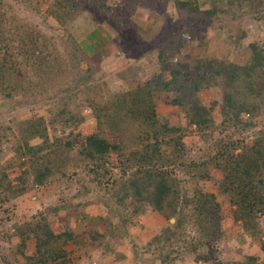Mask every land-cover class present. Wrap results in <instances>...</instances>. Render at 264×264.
<instances>
[{
	"label": "rangeland",
	"instance_id": "374dc122",
	"mask_svg": "<svg viewBox=\"0 0 264 264\" xmlns=\"http://www.w3.org/2000/svg\"><path fill=\"white\" fill-rule=\"evenodd\" d=\"M0 1V18L7 20L10 27L20 29L16 40L13 41L15 31L10 35V44H6L11 46L13 41L12 51L17 52L18 48L25 49L20 42L23 38L29 53V60L12 58L11 51L0 43V61L5 67L14 64L7 81L10 83L16 74L19 81L31 85L26 91L17 90L9 95L8 90L2 91L0 84V264H31L30 259L39 254L38 245L43 247L46 240L44 235L39 239L35 235L47 226L56 233L73 235L72 240L63 237L61 241H49L44 245L46 249L66 251V256L55 264L59 261L68 264H161L155 254L157 246L152 250L149 244L176 220L166 221L148 203H139L137 198L127 197L122 190V185L137 170L124 168L123 162L131 157L129 151L141 148V143L129 142L126 157L111 153L99 165L87 166L81 161L69 163L44 186L33 184L31 177L26 178L24 194L9 196L6 200L5 187H23L21 177L31 172L25 158L20 159L16 154L20 146L24 149L26 145L18 129L28 120L42 118L53 140L59 139L63 144L72 141L73 145H78L84 143L87 136L99 132L93 107L78 96L87 85L112 95L170 81L177 69L184 72L203 64L220 69L221 63L231 68L244 67L251 59V44H257L264 52V0L241 4L229 3V0H63L65 6L67 4L65 11H71L68 13L71 19H66L64 13L63 18L62 15L57 17L60 15L54 7L57 0ZM182 1L198 7L200 12L182 11ZM207 11L215 16L205 14ZM3 25L6 26V22ZM30 58L55 65L46 88L41 83L43 78H39V63ZM14 61L18 63L20 75L16 73ZM85 74L89 75V82L85 81L88 78ZM208 74L209 77L213 75L211 71ZM213 78H216L213 85L201 90L199 97L212 108L217 128L208 125L200 128L193 124L191 104L182 100L181 93L157 92L148 101L150 104L145 105L144 118L125 122L123 134L134 133L136 139L146 138V124L151 121L177 126L180 128L177 137L185 145L186 157L207 165L208 177L199 186L204 192L216 195L221 205V238L212 242V248H203L200 254L182 248V260L173 264H197L195 259L204 251L219 260L226 259L227 264L244 261V255L262 256L264 262L261 248V244L264 245V213L259 216L262 230L257 242L244 233L240 222L235 221L231 196L224 192L226 173L217 166L216 158L215 164L212 163L219 140H223L222 144L236 145V154L264 143V105L260 102L261 109L255 116L243 112L239 120L235 121L232 116L228 122L224 108L225 81L216 75ZM244 79L236 84L241 85V101L247 104ZM73 97H78L79 102L73 101ZM69 102L76 103L73 110L80 119L76 125H67V116L62 115L65 110L72 111ZM152 112L155 116L150 117ZM106 116L112 119L111 114ZM113 124L105 122L104 127L114 133ZM151 137L153 134L148 138ZM112 139L118 145L126 142ZM167 141V138L158 139L166 160L172 157ZM42 142L37 138L28 144L37 146ZM176 174L186 188L191 187H187L190 177L186 172L177 169ZM261 178L264 179V170L262 176L254 180V185ZM33 229L38 233H29ZM195 233L189 231L192 239L197 237ZM31 234L33 237L22 244L23 238ZM139 237H143L141 244L136 242Z\"/></svg>",
	"mask_w": 264,
	"mask_h": 264
},
{
	"label": "trees",
	"instance_id": "16d2710c",
	"mask_svg": "<svg viewBox=\"0 0 264 264\" xmlns=\"http://www.w3.org/2000/svg\"><path fill=\"white\" fill-rule=\"evenodd\" d=\"M229 1V3L241 4L249 0ZM64 6L63 0L56 1L54 7L56 12L60 14L57 17L62 15L63 18L64 13L66 19H71L72 17L68 14L71 11H65ZM180 6L182 11L200 12L198 7H194L184 1L180 3ZM205 14L215 16V14L208 11ZM5 22L6 26L3 25ZM0 23V43L4 45L3 48L7 47L11 51L10 56L12 58L29 60V53L26 51L27 42L23 38L20 42L25 49L18 48L17 52L14 53L12 51V49L14 50L11 47L12 43L20 32L18 26L17 28L10 27L8 21L2 18H0ZM14 32L17 34L13 36V41L11 46H9L6 43L10 44V35L14 34ZM182 46H180V49ZM250 47L252 50L251 59L244 67L235 65V67L231 68L229 64L221 63L220 69L204 64L194 66L192 69L189 67L190 69L188 68L184 72H182V69H177L178 71L175 70L172 73L170 81H164L158 85H150L149 88L144 87L145 89L141 88L139 91L119 92L112 95L108 92L96 91L94 86H85L78 93V96L91 108L93 107L98 121L99 132L97 131V133L87 136L84 139V143L79 142L78 145H73L72 141H67L63 144L59 139L53 140L42 118L24 122L18 131L21 141L26 142V145L24 149L20 146L16 154L20 156V159L23 158L24 160L25 158V161H27L26 166L29 167L31 172H29L30 174L26 172L25 176L21 177L20 183H23V187L14 188L11 184V186L5 187L6 200L10 198L9 196L24 194L26 191V183H24L26 178L31 177L33 178V184L44 186L55 174L62 173L69 163L81 161L86 163L87 166H90L91 163L99 165L111 153L121 154L125 157L126 154L130 153L131 157H126L123 162L124 168L133 167L137 168V170L122 185V190L127 197L137 198L139 203L142 201L148 203L166 221H171L173 218L176 220L174 224L170 223L168 228L155 236L149 244V249L152 250H154L153 246H157L155 254L158 261L161 264H173L178 260H182L184 256V252L180 251L182 248L197 254H200L199 252L205 247L212 248V242L220 240L222 235L221 205L216 195L201 190L200 182L205 177H208L207 173H205L207 172L205 169L207 165L191 161L186 157L185 145L182 143V139L177 137L180 134V128L169 124L160 125L158 122L152 123L151 119V122L146 124L148 130L146 138L140 136L138 139H136L134 133L130 134V136L128 133L124 135L125 130H122V128L125 122L138 121L140 120L139 118H144L145 105L148 106L150 104L148 101L157 92H174L178 95L181 93L182 100H186V102L191 104L193 112L191 122L193 124L200 128L203 125H208L213 129L217 128L211 115L212 108L206 106L199 97L201 90L210 88L213 85L212 81L216 79L213 78L214 75L221 77L225 81L223 83V87L226 90L224 108L227 110L226 119L228 122L232 116L235 121L239 120V116L243 112L255 116L257 111L261 109L260 102L264 105V88L262 89V86H264L262 83L264 81V52L257 44H251ZM180 49L178 50L180 51ZM163 50V55H166L165 49ZM33 51L35 52V49ZM30 59L34 63H39L37 67L41 71L39 78H43L41 83L46 88L47 82L52 77L55 65H51L40 58L36 61L33 58ZM17 62L15 63L16 67L18 66ZM13 67L14 64L5 67L4 62L0 61V81L2 82L3 80V83L0 82L1 89L2 91L4 89L8 90L10 92L8 93L9 95L17 90L26 91L31 88V85L27 82L19 81V77L16 74L8 83L7 78L13 72ZM208 71H211L213 75L209 77ZM16 73L20 75L21 71L18 69ZM88 76L87 74L86 77ZM243 79L245 80L243 88L246 90L247 104L241 101V91L243 90L241 85L239 86V83L236 84V82ZM85 81L89 82V77ZM98 98L99 100H97ZM72 100L77 101L78 97H73ZM76 103L69 102L68 106L73 107L72 111L65 110L62 113V115L67 116L65 121L67 125H76L80 121L79 115L73 110ZM106 114H111L112 119L109 120ZM153 115L155 116V113L152 112L150 117ZM105 122H114V133L106 130L104 127ZM149 131L153 134L150 139L148 137L152 136V134ZM159 137L168 139L167 145L171 146L172 149L171 159L166 160V155L163 156V150L158 142ZM37 138L43 140L42 144L37 146L28 144V142ZM112 138L117 140L124 139L126 142L123 145H118L111 141L113 140ZM129 142L137 145L141 143V148L128 153L126 147L130 144ZM222 143L223 140H219L215 144L217 148L212 163L215 164L216 158L217 166L226 173L223 183L224 192L229 193L231 196V203L235 208V221L242 224L244 233L250 234L253 240L255 239V241L259 242L256 239L259 238L262 230L259 216L264 213V179L261 178L256 185H254V180L263 174L264 143L253 145L250 148L251 152L248 149H244L242 153L237 154L235 153L236 145ZM169 168H172V170H169ZM176 168L186 172V175L190 177L187 187L190 185L191 187L186 188L184 186L185 182L177 176ZM44 228L40 234L35 235L38 239L44 235L46 240L45 242L43 241V247L38 245L39 254L30 259L31 264H55L56 260L66 256V251L62 249H46L44 245L49 241H61L63 237L65 239H73L71 233H56L48 226ZM37 231L33 229L29 233L35 234L38 233ZM189 231H195L197 237L192 239L193 237H190ZM32 237V234L29 237H24L22 244H26ZM190 239L191 241H189ZM65 242L67 241L63 243ZM191 245L192 248L189 250L188 248ZM261 248L264 254V245L261 244ZM209 253L204 251L203 254L197 256L195 262L197 264H227L225 263L226 259L219 260L214 254ZM261 257L258 255H244V261H235L232 264H264ZM59 264H68V262L63 261L60 263L59 261Z\"/></svg>",
	"mask_w": 264,
	"mask_h": 264
},
{
	"label": "crops",
	"instance_id": "0c3cea01",
	"mask_svg": "<svg viewBox=\"0 0 264 264\" xmlns=\"http://www.w3.org/2000/svg\"><path fill=\"white\" fill-rule=\"evenodd\" d=\"M151 228H152V227H151ZM151 228H149V231L152 230ZM143 237H148V235H146V236L144 235ZM143 237H142V238H143ZM133 238H134V237H133ZM142 238H140V237L137 238V241H136V242H137L138 244H141V240H142Z\"/></svg>",
	"mask_w": 264,
	"mask_h": 264
}]
</instances>
